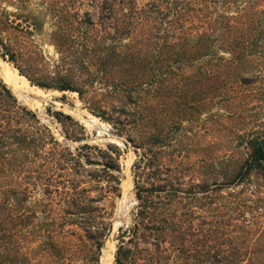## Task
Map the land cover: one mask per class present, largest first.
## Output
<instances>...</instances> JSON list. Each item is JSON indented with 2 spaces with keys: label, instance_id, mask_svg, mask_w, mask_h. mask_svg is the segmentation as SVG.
Listing matches in <instances>:
<instances>
[{
  "label": "trees",
  "instance_id": "obj_1",
  "mask_svg": "<svg viewBox=\"0 0 264 264\" xmlns=\"http://www.w3.org/2000/svg\"><path fill=\"white\" fill-rule=\"evenodd\" d=\"M0 56L140 151L115 264H264V187H237L264 176V0H0ZM118 156L59 142L0 78V264H64L71 227L98 264Z\"/></svg>",
  "mask_w": 264,
  "mask_h": 264
},
{
  "label": "rangeland",
  "instance_id": "obj_2",
  "mask_svg": "<svg viewBox=\"0 0 264 264\" xmlns=\"http://www.w3.org/2000/svg\"><path fill=\"white\" fill-rule=\"evenodd\" d=\"M39 43L42 45L41 47L43 53L47 57L53 58L54 55L52 48L47 45H44V42L39 41ZM0 60H2L9 67L15 70V68L1 56ZM0 78L4 82V79L2 78L1 74ZM27 83L29 87H32L28 81ZM5 84L8 87L7 83ZM33 87L42 92L46 97H41L33 94L32 92L29 93L24 90L21 94L25 95V97L21 99L19 98L20 94H15L13 92L11 93L19 104L32 110L37 115L40 122L48 127L52 135L59 142H65L71 148H75L83 144L84 142L90 145H97L101 148H105L106 144H112L118 148L119 173H116V175L119 177V196L108 194V196H106V198L100 203V205L104 206L107 211L111 212V217L109 221L110 225L112 226V232L109 236H106L105 234L103 238V246L100 250V257L98 262V264L104 263L103 253L105 247L107 246L110 247L112 250V252L110 253L109 264H115L114 255L118 245L120 231L130 227L134 218L133 215L135 212L134 207L136 205V199L134 196V174L133 169H131V167L133 166L135 160L138 158L140 151L134 150V148L130 146V144L126 141L124 137L118 136L109 123L101 120L98 116L91 113L83 104V102L79 99L77 93L68 91L59 92L55 90H43L35 86ZM55 113H61L62 115H67L71 117L74 123L79 124L83 128V134L80 140L71 141L65 139L64 129L73 130L74 126L71 125V122L61 116L59 120L58 117L55 116ZM261 119L264 120V115L261 116ZM207 138L208 135H206V133H203V139ZM125 142L127 143L126 147L124 146ZM125 180L129 183V189L126 191V193L123 192L122 187V184ZM237 187H252V190H254L255 187H264V176L253 175L252 177H250L248 182H245ZM261 193L262 196H264V188L261 189ZM91 195H97V192H94ZM110 205L112 206L110 207ZM79 234H81V231L79 229L71 227L65 228L62 233H57L54 236V241L58 245L63 247V251L65 252L64 264H94V262L89 259H87V261L85 262L83 260H80V257L77 256L80 255V253L82 254L86 250V246L83 243H88V240H86L84 237H81L80 239V236H78ZM259 242V240L255 241L256 244H258ZM76 244L79 245L78 249L73 252V247ZM256 244L254 245L255 249H257ZM127 246L132 250V252H135V249L133 248L134 246ZM138 247L148 248L153 253L154 257H159V251L153 250V247L149 245L139 244ZM141 255H145V253H140V258H144L141 257ZM42 257L44 258V256ZM42 264L61 263L58 262L54 256L46 255L45 261L42 262Z\"/></svg>",
  "mask_w": 264,
  "mask_h": 264
},
{
  "label": "bare ground",
  "instance_id": "obj_3",
  "mask_svg": "<svg viewBox=\"0 0 264 264\" xmlns=\"http://www.w3.org/2000/svg\"><path fill=\"white\" fill-rule=\"evenodd\" d=\"M0 74L2 75V78L4 79V82L7 83L8 87L10 88L11 92L15 94H20L19 98H22L21 93L25 90L29 93H33L35 95L46 97L42 92L37 90L36 88L29 87L27 81L22 76H19L15 70H13L11 67H9L5 62L0 60ZM8 81H13L14 87L10 86ZM49 93V92H47ZM34 96V95H33ZM50 98V97H49ZM51 100V99H50ZM33 103V102H32ZM92 119V117H91ZM131 186V184H130ZM123 192L126 193V191L129 189V183L128 181H124L122 184ZM121 204V203H120ZM116 225V224H115ZM110 238V237H109ZM112 252L110 247H105L104 253H103V264H109L110 262V253Z\"/></svg>",
  "mask_w": 264,
  "mask_h": 264
},
{
  "label": "water",
  "instance_id": "obj_4",
  "mask_svg": "<svg viewBox=\"0 0 264 264\" xmlns=\"http://www.w3.org/2000/svg\"><path fill=\"white\" fill-rule=\"evenodd\" d=\"M3 75V74H2ZM8 83L11 85V86H14V83H13V81H8ZM13 88V87H12ZM21 96H22V98L21 99H23L24 97H25V95H23V94H21ZM124 146L126 147L127 146V143L125 142L124 143ZM259 146H260V148H261V150H262V152H263V154H264V138L263 139H261L260 141H259ZM131 169H133V166L131 167ZM111 232H112V226L111 225H109V228H108V230H107V232H106V236H109L110 234H111Z\"/></svg>",
  "mask_w": 264,
  "mask_h": 264
}]
</instances>
